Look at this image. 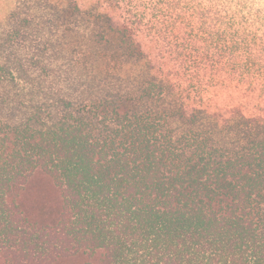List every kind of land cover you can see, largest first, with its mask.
Returning <instances> with one entry per match:
<instances>
[{"label": "trees", "instance_id": "1", "mask_svg": "<svg viewBox=\"0 0 264 264\" xmlns=\"http://www.w3.org/2000/svg\"><path fill=\"white\" fill-rule=\"evenodd\" d=\"M21 2L0 264H264V0Z\"/></svg>", "mask_w": 264, "mask_h": 264}, {"label": "rangeland", "instance_id": "2", "mask_svg": "<svg viewBox=\"0 0 264 264\" xmlns=\"http://www.w3.org/2000/svg\"><path fill=\"white\" fill-rule=\"evenodd\" d=\"M84 3L90 2V0H83ZM20 5L25 7L27 4H23L21 0H0V28H6L8 25V16Z\"/></svg>", "mask_w": 264, "mask_h": 264}]
</instances>
